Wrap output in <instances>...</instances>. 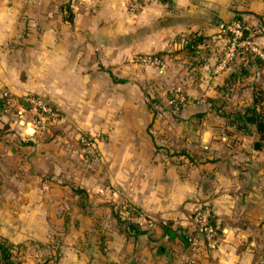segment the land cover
Masks as SVG:
<instances>
[{"label": "crops", "instance_id": "0c3cea01", "mask_svg": "<svg viewBox=\"0 0 264 264\" xmlns=\"http://www.w3.org/2000/svg\"><path fill=\"white\" fill-rule=\"evenodd\" d=\"M237 18L264 53V0H156L134 14L126 0H0V90L20 109L37 95L61 113L51 133L17 111L0 121V235L24 248L20 264H260L264 146L214 112L264 88L253 53L214 72ZM188 33L206 38L202 63L183 50ZM159 52L163 68L130 62ZM168 90L186 104L174 108ZM203 205L222 230L211 251L186 240Z\"/></svg>", "mask_w": 264, "mask_h": 264}, {"label": "built area", "instance_id": "2783aa9c", "mask_svg": "<svg viewBox=\"0 0 264 264\" xmlns=\"http://www.w3.org/2000/svg\"><path fill=\"white\" fill-rule=\"evenodd\" d=\"M155 1L156 0H126V10L127 12L134 14ZM222 29L223 33L226 35V43L223 53L218 60V66L214 70L215 73L219 72V69L227 67L230 62L238 56L240 50H247L261 58H264L263 51L254 45L251 34L249 32H245L246 28L240 20H233L224 25ZM135 61L143 64L152 63L156 66H162L163 64V61L160 58L157 56L153 57L148 54L135 56ZM174 94L175 100H178L180 103L184 102V95L178 93V91H175ZM6 96V91H0V98ZM23 100L31 107L34 114L33 119L29 122L33 131L43 132L48 129L50 125L55 124L58 119H60L58 109L50 101L34 95H25L23 96ZM79 142L85 155L93 158L97 157L98 150L91 137L82 135L79 137ZM104 191L105 190L103 188L98 189L99 193L103 194ZM120 208L121 211L125 213H136V208L127 202L121 204ZM212 217L213 212L208 205L195 208L192 219L196 223L199 233L191 235L188 238V242L193 249L202 245L205 250L211 251L216 249L218 246L219 234L222 230L220 229L219 221L216 219L212 220ZM149 222L150 221H148V223ZM149 225L151 226L150 223ZM260 264H264V258L260 259Z\"/></svg>", "mask_w": 264, "mask_h": 264}, {"label": "trees", "instance_id": "16d2710c", "mask_svg": "<svg viewBox=\"0 0 264 264\" xmlns=\"http://www.w3.org/2000/svg\"><path fill=\"white\" fill-rule=\"evenodd\" d=\"M237 20L240 19L237 18ZM245 32L247 33V30ZM180 42L183 47V50H185L189 55L196 56L198 62L202 63L203 54L206 53V50L201 47L206 45V38L204 36L198 35L196 33H188L181 37ZM163 55L164 54L162 52L154 54V56H157L162 60ZM239 55L251 56L253 54L247 50H240L238 56ZM247 66H249V64L240 65L239 75H245L247 73ZM234 75L237 76L238 74ZM182 95L184 94L182 93ZM184 97L185 100L184 102L180 103V106L186 104L188 100L186 95H184ZM210 100L214 101L213 99ZM7 101V96L0 98V110L3 109L5 104H7ZM18 102L25 107L26 103L23 100V96L18 99ZM217 103L219 105H216L217 107L214 109V112L226 118L229 124L238 131L250 134V128L254 127L256 133L258 134V140L254 142L253 147L255 149H260L262 146H264V88H257L253 93L252 103L249 106L244 107V109L242 110H229L225 112L222 109L224 108L223 106L225 105V103L223 101ZM127 226L130 229L139 231V228L135 223L127 222ZM198 233L199 230L195 228L192 232L186 234V240L188 241V238L191 235H195ZM2 239L3 241H0V264H20L19 261L15 260L16 254L14 255L15 252L13 245L8 243L6 239Z\"/></svg>", "mask_w": 264, "mask_h": 264}, {"label": "rangeland", "instance_id": "374dc122", "mask_svg": "<svg viewBox=\"0 0 264 264\" xmlns=\"http://www.w3.org/2000/svg\"><path fill=\"white\" fill-rule=\"evenodd\" d=\"M143 54H148V55H151V56H153L154 57V53H135V54H133V56H132V58H131V60H130V62L135 66V67H139L138 69H137V71H139V70H141V69H143V73H145V67H151V68H163V65H164V62H163V64H162V66H156V65H154V64H152V63H139V62H136L135 61V56H137V55H143ZM162 60V59H161ZM163 61V60H162ZM143 67V68H142ZM0 91H6V90H0ZM178 91V93H180V91L179 90H177ZM7 92V91H6ZM168 96V98H169V100H171L170 101V103H171V105L174 107V108H178L179 106H180V102H178V100H175V94H174V92H169V90L167 91V93H165L164 94V96ZM34 96H37V95H34ZM39 97V96H38ZM203 99H204V97H202ZM157 99V97H154V104H157V103H161V104H164V103H169V101H165V99H164V103H162V102H157L158 100H156ZM7 104H5L4 105V107H3V109L2 110H0V121H7L9 118H8V116H11V115H13V113L15 112V111H17L16 113H14V114H22V115H25L26 117H27V121H28V124L27 125H30L29 124V122H31V120L33 119V117H34V114H33V111H32V109H31V107L28 105V104H26L25 105V107H24V109H20V108H18L15 104H14V101H13V99H12V97H11V95L7 92ZM18 102V101H17ZM157 102V103H156ZM58 113H60L59 111H58ZM60 118H61V113H60ZM60 119H58V121H59ZM57 121V122H58ZM51 127H54V124H52V125H50V127L47 129L48 131H50V133L52 132V130H53V128L52 129H50ZM50 129V130H49ZM1 130V129H0ZM47 130H45V132L47 131ZM49 133V132H48ZM84 136H87V135H84ZM89 137V136H88ZM78 141H79V139H78ZM79 145H80V149H81V151L83 152V149H82V146H81V144H80V142H79ZM83 154H84V152H83ZM86 156H88V155H86ZM89 158H91V159H94L93 157H91V156H88ZM1 178V177H0ZM27 178L29 179V181L27 182V184H30V183H34L36 180H35V178L32 176V177H28V175H27ZM21 179L22 180H24V176L22 175V177H21ZM31 186H34V184H32ZM76 190V189H75ZM37 191V190H36ZM8 192V191H7ZM98 194L100 195L101 193H99L98 192ZM32 196H33V194H32ZM152 226V225H151ZM148 227H150V226H148ZM153 227V226H152ZM0 241H3V239H2V236L0 235ZM13 246H14V252H17L18 251V253H20V252H23V250H24V248L23 247H20V245H18V244H13ZM16 253H14V255H15ZM19 259V257H18V254H17V256H15V260L17 261Z\"/></svg>", "mask_w": 264, "mask_h": 264}]
</instances>
